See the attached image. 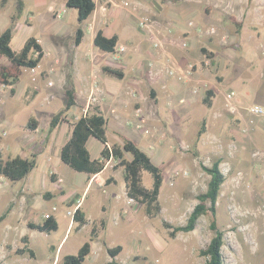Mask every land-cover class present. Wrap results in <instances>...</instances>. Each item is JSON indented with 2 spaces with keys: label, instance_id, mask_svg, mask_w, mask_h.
Returning <instances> with one entry per match:
<instances>
[{
  "label": "rangeland",
  "instance_id": "rangeland-1",
  "mask_svg": "<svg viewBox=\"0 0 264 264\" xmlns=\"http://www.w3.org/2000/svg\"><path fill=\"white\" fill-rule=\"evenodd\" d=\"M17 1H0V34L11 26V17L16 16ZM23 1L30 4L27 7L33 19L30 20L31 26L27 27V24L23 25L15 18L11 48L19 51L23 45L22 39L26 35L38 38L37 35L42 33L47 56L45 65L54 67L55 72L59 74L56 84L59 86L62 83L60 86L62 88L59 90L54 87L55 83H52L51 89L39 96L38 90H34L32 86L24 88V84L20 83L17 93L12 96L9 87L0 85V160L2 161L7 159L14 134L22 137L24 135L28 139L33 136L32 133H25L22 128L30 117L38 118L43 129L46 130L47 119L63 109L66 98L62 91L63 89L66 91L70 86L69 62L72 59V51L75 50L73 43L75 32L79 28L76 21L68 18L71 15L66 16V19H63L65 16L54 19L48 14L45 21L41 19L42 12L32 8V0ZM135 1L142 6L144 4L151 6L157 13L163 9L174 17L179 16L177 12L185 7V2H188L193 9L204 11L208 8L207 15L204 14L200 19L197 17L189 22L201 28L203 33L210 28L215 30L209 38L219 45L212 48L207 46L210 49L207 52H212L214 57L212 62L208 59L209 63L205 67L211 72L212 82L219 90L216 91L217 95L213 102L211 100L210 107L203 105L202 101L193 103L188 109L190 114L186 115L188 119L180 125L172 118L171 109L177 112L187 109L188 106L168 107L165 106L164 100L160 99L156 107L158 117L167 121V129H169L167 132L165 129L161 131L164 140L169 138L171 130L175 133L173 137L177 139L176 144L172 143L168 147L169 150L177 149L170 158L165 157V160H161L162 156L158 151L150 153L152 162L160 168L163 176L158 197L160 212L156 217L149 219L144 213L143 205L136 202L127 203V198V201L124 198L106 201L103 196L109 190L104 194L90 192L83 203L86 217L90 223L94 221L99 223L103 219L104 228L100 240L93 243L92 252L83 264H205L206 259L200 257L198 252L206 248L214 235L209 228L213 220L217 229L223 233L222 256L225 264H264V122L258 120L255 126L247 127V114L243 112V118L232 116L226 111L223 102L224 94L228 90H233L242 99L243 108L250 105L264 108V0ZM72 12L76 13V10L72 9ZM145 14L152 17L157 28L156 13ZM230 17L240 23L241 28L237 29L229 21ZM48 29L56 33L53 35ZM89 45L87 35L79 50L87 51ZM97 52L99 54L90 57L93 63L113 62L110 54ZM56 60L59 62L56 63ZM3 64L6 65L7 61L0 59V66ZM41 70L39 64L36 70L24 69L23 75L38 71L41 78L47 80L48 74H44ZM245 91L249 94H245ZM50 92L53 93L54 98L48 100L45 107H37L36 105L42 103L45 95ZM180 97H182L180 93L175 94V103ZM86 99V96L77 98L81 108L78 106L79 112L76 113L77 115L74 114L73 118L81 116V109ZM93 109L89 113H92ZM104 112L107 116L108 113L105 110ZM203 122L204 133L198 137L197 133ZM111 128L109 124L107 137L112 142ZM3 130L6 131V136H2ZM63 130L62 127L60 131ZM92 140L87 148L91 155H95L96 147ZM49 155L52 159L51 169L65 178L68 192L80 191L81 195L85 187L82 175L59 161L58 146L50 148ZM38 160L40 161L41 157ZM217 160L220 161L219 167L225 176V181L217 198L215 215L212 216L208 212L198 219L192 232L179 233L175 238H169L162 223L167 222L174 226L186 223L189 214L198 203L197 196L207 190L209 176L202 171L201 164L210 167ZM69 171L76 174V177L69 174ZM115 176L118 182H123L121 174L116 173ZM140 179L141 185L151 190L153 183L151 174L142 169ZM112 188L120 191V186ZM45 189L55 193L56 186L50 183L48 170L44 171L41 163L31 172L28 180L10 183L0 177V218L2 217L0 264H62L66 255H76L80 247L88 241L91 224L73 230L57 253L52 252L50 245L57 248L65 236L70 218L65 214L66 209L58 204L57 195L50 201L41 197L40 194ZM31 193L36 194L29 202L33 207H39L33 212H29L19 203L22 194L26 197ZM73 202L75 200L70 201L69 204L73 205ZM101 204L105 206L104 212L100 209ZM52 206L58 208L54 212L58 227L55 232L46 234L27 228L29 222L40 223L44 211ZM120 209L128 213L116 219ZM24 237L27 238L25 254L17 255L16 250L25 245L22 242ZM101 243L108 248L121 246L122 251L111 262L112 259L106 250H100ZM28 249L33 251V258L29 257Z\"/></svg>",
  "mask_w": 264,
  "mask_h": 264
},
{
  "label": "crops",
  "instance_id": "crops-1",
  "mask_svg": "<svg viewBox=\"0 0 264 264\" xmlns=\"http://www.w3.org/2000/svg\"><path fill=\"white\" fill-rule=\"evenodd\" d=\"M0 1L4 2V0ZM20 1L22 3V10L21 13L16 16V21H21L23 25L27 24L26 26L30 27V20L33 19L32 16H30V9L27 7V5L30 4H26L23 0ZM121 1L123 0H114L116 3ZM129 1L136 2V4L140 6L138 10L139 14L150 13L154 15V12L156 13V37L159 38L158 40L162 44L161 48H153L151 43L152 38H148L146 34L138 29L137 17L126 10H119L117 7H111L108 5L107 9L104 11V4L94 0L95 9L93 13L83 23L79 24L77 21V11L76 13H73L72 9L67 8L65 5L66 0H32L31 3L34 10L42 12L41 19L45 21L47 20L46 16L48 14L54 19H57V16H59L58 18H63V16H65L63 19H66V16L71 15L68 18L76 21L79 28L83 29L81 43L78 46L74 45L75 50L72 51V59L69 62L71 67L70 83L75 89L77 106L73 108L74 110H70V113L65 115V121L59 123L53 130H50L49 128L51 117L47 119L48 122L46 130L43 129L38 118L30 117L22 126V128L25 133H32L31 135L33 136L28 139L24 135L22 137L20 135L14 134V137L10 142V152L7 156V159L16 156L22 157L24 159H34V169L38 167V164L41 163L44 171L48 170V179L50 183L56 186L55 193H57L55 194L49 189H45V191L40 194L41 197H44L47 201H50L57 195L58 204L60 207L65 208L66 212L75 206H79L78 208H80L85 224L83 226H79L78 223H75L70 219L65 236L58 244L57 248L54 245H50L53 253H57L61 244L73 230H79L80 228L87 227L90 224L91 228H97L98 235L91 242L89 255L92 252L93 243L100 240L101 233L104 228L103 219H101L99 223L96 221L90 223L83 209V203L87 199L90 192H101L104 194L106 190H109L108 193L104 194L103 196L104 200L106 201H116L117 198H127L124 180L123 182H118L116 179V173L121 174L122 179L123 173L121 168L114 170V167H116L118 163L114 159H110L108 162H106L102 172L97 175L88 176L84 173H80L85 183V187L81 195L80 191H76L74 193L70 191L68 192L66 189L67 185L65 178L58 175L55 170L51 169L52 159L49 155V150L52 147L58 146L60 156L61 148L71 136L72 124L79 118V116H75L74 118L72 117L74 114L77 115L76 113L79 112V110H77L78 106L81 108L77 98L84 96L88 98L93 81H96L102 90L101 104L94 109H99L103 114L104 118L106 119L107 128L109 127V124L112 126V142L109 141L107 137L108 146H111L115 143L121 144L120 136H122L134 142L149 156L150 153H156V151H158V154L162 156L161 160H165V157L170 158L173 156V154H175L177 149L175 148V150H169L168 147H170V144L175 143L177 139L173 137L175 133L170 129V139L168 138L167 140H164L165 137L161 131L162 129H165L167 132L169 129H167V121L158 117L156 107L159 105L160 99H163L165 106L168 107L171 106L174 108V106L180 105L188 106L187 109L179 110L177 112H174L172 111L173 109H171V112H173L171 114L172 118L178 123V125H180L188 119L186 118V115L190 114L188 109L193 103L202 101L207 90L213 91V96L211 97L212 102L217 95L216 91L219 90L216 84L212 82L211 72L205 67V65L209 63V60L205 57L204 53H202V49L205 51L210 50L207 46L212 48L213 46H218L219 43L209 38L210 34L208 30L203 33L201 28H198L193 25L192 22H189L190 20H194L197 17L200 19V16L204 14L207 15L206 13L209 12L208 8H205L204 11L193 9V7L188 5V2H185V7L177 12L179 16L174 17L163 9L162 11L159 10L157 13L152 9L151 6L146 4L142 6L140 3H138V1L135 0ZM189 23H191V25H189ZM166 28H168L170 32H166ZM48 30L53 35L56 33L54 30ZM99 30L102 31L103 35L107 38L116 36V47L119 45L127 47L126 53L121 56L119 61L99 62V64H95L92 61L93 59H90V57H93L95 54H99L97 51H100L93 45V39ZM87 35L90 42L89 49L87 51L79 50L83 44L84 38L87 37ZM37 36L38 38L36 36L34 38L37 40L43 51V58L40 61V66L42 68L41 71H43L44 74H48V78L47 80L44 79L46 80L44 82V80L41 78L40 72L38 71L24 74L21 76L22 78L20 77L22 82L19 80L18 84L14 86L15 94L17 93L20 83L24 84V88L32 86L34 90H38L39 96L40 94L51 89L53 85L49 86V82L55 83L56 86L54 87L58 88L59 90L62 88L60 87L62 86V83L59 84V86L56 84L59 74L55 72L54 67H48V65H45V59L47 56L44 49L42 33L41 35ZM28 38L29 36L26 35L22 39L21 43L24 45ZM183 43L187 44L186 48L182 47ZM103 54L109 53L103 52ZM0 59L5 58L1 57ZM58 62L59 61L56 60V63ZM169 64L174 65L175 75L172 77L167 76L165 73V69ZM6 65H8V62ZM104 67L121 71L123 73V78L116 79L105 74L102 71V68ZM190 68L193 70V73H191L192 70ZM194 89L197 90L195 95L192 94ZM63 90L64 91L62 92L65 95V89ZM176 93H180L182 96L178 99L177 103H175L174 99ZM245 94H249V92L245 91ZM53 98L54 95L50 92L49 94L45 95L42 103H38L36 106L43 108V106L45 107L48 104V100ZM180 100H183V103H180ZM85 103L83 105H85ZM104 110L108 113L107 116L105 115ZM137 111H139V113H137ZM32 118L38 122L34 131L28 130L26 128L27 123ZM62 127L64 130L60 131ZM91 140L96 147V153L95 155H91L88 151L90 157L92 160L99 159L103 145L95 138L90 137L86 142V147ZM39 157H41L40 161L38 160ZM126 158L129 157L126 155ZM31 172L22 180H28ZM69 174H72V176L76 177V174L71 171H69ZM58 179L61 180V184H57ZM117 186H120V191L115 190L116 188H112ZM35 194L36 193H31L26 197L23 194L21 195L22 199L19 203L23 206V208L29 210V212L39 209V207H33V205L29 202L30 198L35 197ZM72 200H75V202H73V205H70L69 202ZM53 207L56 208V211L58 210L57 206H52L51 208H47L43 214L49 213L51 217L57 220L56 216L54 215V212L56 211H51ZM100 209L104 212L105 206L101 204ZM126 213L128 212L120 209L119 214L117 213L116 219L121 218V216L125 215ZM42 221H44L43 215L40 223L36 224H41ZM100 224H102V227H100ZM99 248L101 251L106 250V252L107 249H110L106 247L104 243H101ZM116 257L111 258V262H113Z\"/></svg>",
  "mask_w": 264,
  "mask_h": 264
},
{
  "label": "trees",
  "instance_id": "trees-1",
  "mask_svg": "<svg viewBox=\"0 0 264 264\" xmlns=\"http://www.w3.org/2000/svg\"><path fill=\"white\" fill-rule=\"evenodd\" d=\"M65 5L67 8L75 9L77 11V21L79 24L83 23L95 9L94 0H66ZM21 10L22 3L18 0L16 16L21 13ZM15 18L11 17V26L6 28L0 34V58L3 57L8 62V65L0 66V85L9 87L12 96L15 94L14 86L18 84L20 77L23 75L24 69L33 70L37 68L43 58L42 48L34 37H29L19 51H14L11 48L12 26L15 22ZM229 21L233 23L237 29L241 28V24L235 22L234 18L230 17ZM82 37L83 30L77 28L73 41L75 46L80 45ZM116 44V36L107 38L100 30L96 33L93 39L94 47L104 53H113ZM202 53H204L205 57L212 62L214 57L212 52H207V50L205 51L202 49ZM102 71L116 79L123 78V73L119 70L104 67L102 68ZM212 96L213 91L207 90L206 95L202 100L203 105L210 107ZM65 98L66 103L63 109H61L50 120V130L55 129L59 123L65 121V115L77 105L75 89L71 83L69 88L65 91ZM37 124L38 122L32 118L27 123L26 128L34 131ZM106 130V119L99 109H94L92 113L79 117L72 124L70 138L60 150V161L75 172L93 176L102 172L106 162L110 159L116 160L118 163L116 167H114V170L118 168L122 169L127 198L143 205L144 213L147 218L152 219L156 217L160 212L158 197L163 183V176L160 168L152 162L147 153L125 137L120 136L121 144L115 143L108 146ZM203 133L204 122L197 133L198 137ZM90 137L95 138L103 145L99 159L92 160L87 150L86 142ZM126 155L129 158H126ZM219 166V160L213 162L210 167L201 164L202 171L209 176L207 190L205 193L197 196L198 203L192 209L184 225L174 226L167 222L162 223L169 238L173 239L179 233L192 232L196 227L198 219L202 215H205L208 212H210L212 216L215 215L217 198L221 186L225 181V176L221 172ZM34 167V159H24L16 156L8 158L5 161L0 160V177L6 179L10 183H16L25 178ZM142 169L150 173L152 176L153 183L151 190H147L141 185L140 171ZM207 204H209V206H207ZM73 221L78 223L79 226L85 224L80 208L76 210ZM100 227H102V224H100ZM27 228L40 233L49 234L57 230V222L53 217H50L47 220H44L41 224L29 222L27 223ZM209 228L214 232V235L210 239L206 248L199 250L198 254L200 257L206 259L205 264H225L222 256L223 233L217 229L214 220L210 223ZM97 235V228L92 227L88 241L80 247L76 255H66L62 260V264H83L90 253L91 242L97 237ZM22 242L25 245L16 250L17 255H23L26 251L27 238H22ZM121 251V246H115L107 249V254L111 258H114L118 256ZM27 253L29 254V257H34L32 250L28 249Z\"/></svg>",
  "mask_w": 264,
  "mask_h": 264
},
{
  "label": "built area",
  "instance_id": "built-area-1",
  "mask_svg": "<svg viewBox=\"0 0 264 264\" xmlns=\"http://www.w3.org/2000/svg\"><path fill=\"white\" fill-rule=\"evenodd\" d=\"M97 2H102L104 4L103 10L105 11L109 6L111 7H117L119 9L126 10L132 14H134L137 17V26L138 29L146 34L148 38H152V46L153 48H161L162 44L158 40L159 38L156 37V27H155V22L152 20V18L146 14H139V6L138 4L129 1V0H123L119 3L114 2V0H96ZM59 16H57L58 18ZM191 25V23H189ZM166 32H170L168 28H166ZM209 34H213L215 32L214 28L208 29ZM183 48L187 47L186 43L182 44ZM127 51V47L123 45H119L118 47H115L114 52L111 53L110 55L112 56V61L116 62L119 61L121 56L125 54ZM39 67V66H38ZM37 67V68H38ZM36 69V68H35ZM33 69V70H35ZM191 69V68H190ZM32 70V71H33ZM165 73L167 76L172 77L175 75V70H174V65L169 64L166 69ZM49 86H52V82L48 83ZM197 93V90L194 89L192 94L195 95ZM102 90L100 86L96 83V81L92 82L91 90L88 95L87 101L83 108L81 109V116H85L89 114L90 109L98 107L101 104L102 101ZM223 102H224V107L226 111L231 114L232 116H236L239 118H243V112H245L248 116L247 121H246V126L247 127H253L256 125L258 120H261L264 122V108L259 105H250L246 106L243 108V101L242 99L238 96V94L233 91V90H228L224 96H223ZM180 103H183V100H180ZM139 113V111H137ZM2 136H6L7 133L5 130L1 132ZM177 175V174H176ZM57 184H61V180H57ZM128 203H134L132 199H128ZM79 206H75L74 208L68 210L66 212V216L69 217L71 220H73L75 216V212L78 209ZM52 212L56 211V208L53 207L51 209ZM51 215L49 213L43 214V220H47L50 218Z\"/></svg>",
  "mask_w": 264,
  "mask_h": 264
}]
</instances>
